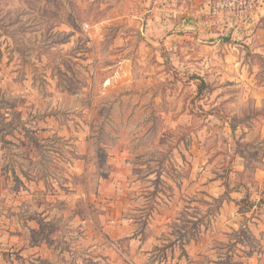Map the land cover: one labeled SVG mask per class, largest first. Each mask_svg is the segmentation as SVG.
Returning <instances> with one entry per match:
<instances>
[{"label":"rangeland","instance_id":"374dc122","mask_svg":"<svg viewBox=\"0 0 264 264\" xmlns=\"http://www.w3.org/2000/svg\"><path fill=\"white\" fill-rule=\"evenodd\" d=\"M0 264H264V0H0Z\"/></svg>","mask_w":264,"mask_h":264},{"label":"trees","instance_id":"16d2710c","mask_svg":"<svg viewBox=\"0 0 264 264\" xmlns=\"http://www.w3.org/2000/svg\"><path fill=\"white\" fill-rule=\"evenodd\" d=\"M206 87H207V84L204 83V81H202V82H201V85H200V92H202L203 89L206 88Z\"/></svg>","mask_w":264,"mask_h":264}]
</instances>
